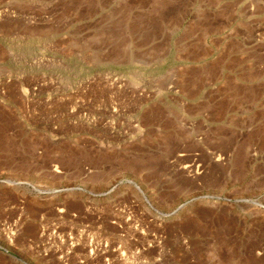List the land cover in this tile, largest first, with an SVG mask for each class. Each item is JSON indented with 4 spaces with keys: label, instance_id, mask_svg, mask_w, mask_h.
<instances>
[{
    "label": "rangeland",
    "instance_id": "374dc122",
    "mask_svg": "<svg viewBox=\"0 0 264 264\" xmlns=\"http://www.w3.org/2000/svg\"><path fill=\"white\" fill-rule=\"evenodd\" d=\"M0 264H264V0H0Z\"/></svg>",
    "mask_w": 264,
    "mask_h": 264
}]
</instances>
